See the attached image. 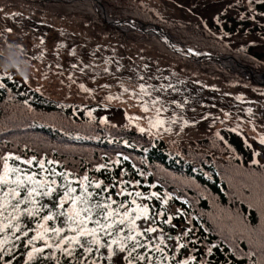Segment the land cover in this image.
I'll return each mask as SVG.
<instances>
[{
  "label": "trees",
  "instance_id": "trees-1",
  "mask_svg": "<svg viewBox=\"0 0 264 264\" xmlns=\"http://www.w3.org/2000/svg\"><path fill=\"white\" fill-rule=\"evenodd\" d=\"M17 1L109 27L111 36H121L128 45H140L142 58L149 61L147 66L143 61L140 66L135 59L131 64L127 63V69H121L127 79L133 77L137 84L141 79L147 89L149 77L154 73L148 66L159 63L158 73L154 74L164 90L165 99L192 102L196 106L207 101L212 106L201 115L206 118L202 121L206 128L199 130L198 137L187 143L173 144L161 136H150L110 120L111 114L117 115L121 107L102 100L68 101L43 94L20 81L15 74L17 70L0 52L4 60L0 61V83L5 85L0 88V157H12L8 160L9 166L19 168L22 176L36 173L37 179L47 177L59 184L63 182L62 178L50 175L48 170L70 173L69 179L74 181L72 186L77 188V194L81 186L75 181L84 176L102 182L101 188L108 189L103 195H110L117 204L124 202L135 207L130 201L136 192H140L142 195L135 197L137 204L149 207L150 215L155 217L154 225L163 230L167 240L160 245L167 259L160 253H149L154 257L153 264L157 260H163V264H184L185 261L188 264H264V144L253 136L246 137L248 130L231 122L217 124L216 118L222 115L217 114L215 107L220 103L223 109L238 118L247 115L260 118V127L264 130V85L244 80L239 74L232 75L218 63L198 64L184 58L158 37H141V33L135 30L125 34L109 26L98 15L91 0ZM195 1L185 0L184 3L191 8ZM197 2H205V9L213 6L206 13L192 9L198 15L197 22H193L197 34L191 31L188 21L183 24L163 19L157 22L176 33L178 40L185 44L216 53H230L243 64L264 68V0H252L251 3L249 0ZM104 3L120 10L122 16L153 20L148 19L144 9L133 0H104ZM149 46L156 47L163 55L154 57L149 54L144 48L150 50ZM174 61L177 62L176 71L169 64ZM193 86L201 88L206 96ZM223 87L230 90L226 92ZM258 132L250 133L256 135ZM3 163L0 159V174ZM16 175L12 173L11 179ZM121 189L124 193L117 195ZM89 190L101 192V189ZM128 192L133 196H128ZM153 192L160 199L153 197ZM58 198L54 193L51 198L44 197L40 202L55 210ZM164 200L168 203L165 204ZM28 206L21 205V208ZM46 214L47 210L41 213ZM169 218L172 223H165ZM62 221L63 217L54 224L49 222V225L63 227ZM19 222L22 230L24 226L36 227L35 220L27 216H22ZM137 224L141 230L145 228ZM7 235L10 239L5 248L11 249V253L0 264L6 261L11 264H56L57 259L60 264H74L72 258L55 248H46L42 255L28 261L27 253L32 246L27 240L35 235V231L20 240L15 239L11 230ZM3 236L4 233H0V239ZM150 239L159 243L153 234ZM34 243L36 247H44L43 241ZM81 251L77 249L76 254ZM138 252L143 254L145 250L139 249ZM100 254L107 257V249H101ZM100 254L97 255L98 264H127L123 259L126 253H117L111 261L100 260ZM141 264H147V261Z\"/></svg>",
  "mask_w": 264,
  "mask_h": 264
},
{
  "label": "rangeland",
  "instance_id": "rangeland-1",
  "mask_svg": "<svg viewBox=\"0 0 264 264\" xmlns=\"http://www.w3.org/2000/svg\"><path fill=\"white\" fill-rule=\"evenodd\" d=\"M101 1L113 19L129 18L122 16L120 10L105 5L104 0ZM184 1L133 0L140 9H144L148 19H153L149 21L160 26L162 25L157 21L162 19L178 24L188 21L192 26L191 31L197 34V26H193V22H197L198 18L195 12H210L213 6L205 9L203 8L205 2L201 4L196 0L193 7L190 8ZM95 10L102 17L100 11L96 8ZM142 16H145V13ZM102 19L104 20L103 17ZM133 19L135 21L140 18ZM106 23L125 34L135 30L129 29L127 23H123L121 26ZM109 29L101 24H93L88 19L74 15H61L25 1L0 0V52L3 58L8 59L7 63L17 70L15 74L20 81L22 80L28 86L56 99L94 102L102 100L106 104L121 107L122 110L117 115L111 114L110 120L121 122L125 126L143 131L150 136H161L173 144L187 143L189 139L198 137L199 130L206 128V124L202 122L206 118H202L201 115L208 111L212 104L204 101L196 106L192 105V102L186 101L188 103L186 104L182 100L165 99L164 90H161L162 86L157 75L154 74L158 73V66L161 65L159 63L149 64L148 69L154 73L149 77L148 88L144 87L142 90L141 79H138L139 84H137L133 77L127 79L121 73V69H127V63L131 64L133 59L140 66L142 61L146 66L148 65L149 61L141 56L143 55L142 47L138 44L128 45L119 35L111 36ZM138 33L140 34V32ZM141 37H155V35L141 34ZM172 37L178 41L176 33H172ZM188 45L195 50L213 53L208 49L196 48L192 44ZM144 48L154 57L162 54L156 47L149 46L150 50L147 47ZM183 57L198 64L214 62L208 59L196 61L195 58ZM0 61L4 62L1 57ZM174 62V64H169L171 69L176 71L177 62ZM222 62L218 64L226 68L232 75L239 74L244 80H251L246 73L232 69ZM178 67L182 70L181 66ZM255 70L257 75L264 72V68H255ZM191 77L196 78L192 74ZM193 87L200 89L199 93L206 96V92L203 94L201 88ZM228 89L223 87L226 92ZM215 107L217 114L219 112L223 117L216 118L217 124H222L223 121L231 122L235 126L248 130L249 134L246 137L253 136L258 140L264 138V130L260 127V118L249 115L245 118H238L223 109L224 106L220 103ZM159 121H163V123L161 124ZM208 121L205 122L208 123ZM254 125H257L259 129ZM256 130H259L258 134H251ZM137 222L145 227H157L151 221L146 222L142 219ZM157 229L158 231L153 235L156 238L164 235L165 241H167L163 231L161 232L158 227Z\"/></svg>",
  "mask_w": 264,
  "mask_h": 264
},
{
  "label": "snow or ice",
  "instance_id": "snow-or-ice-1",
  "mask_svg": "<svg viewBox=\"0 0 264 264\" xmlns=\"http://www.w3.org/2000/svg\"><path fill=\"white\" fill-rule=\"evenodd\" d=\"M251 2L252 0H249V3ZM4 87L5 85L0 83V88ZM141 89H144L143 85ZM159 123L162 124L163 121ZM260 143L264 144V138H261ZM0 159L4 161L3 172L0 174V233H4L3 238L0 239V261L11 253V249L6 250L5 248L10 239L7 235L9 230L16 240H20L22 236L28 237L30 231H35V235L27 240V244L32 246L31 251L27 253L28 261H33L37 256L42 255L46 248H55L65 256L72 258L74 264H98L97 255L100 254L101 249H107L108 256L104 257L100 254V260L111 261L117 253H126L123 259L127 261V264H141L145 261L147 264H153L154 257L149 255L152 252L160 253L167 259L164 248L160 246L165 241L164 235L157 237L159 243H154L150 239V234L156 233L157 227L147 226L141 230L137 224V221L142 219L146 222L155 221L147 205L137 204L135 197H140L142 195L140 192H136L130 201V204L135 207H130L124 202L117 204V201L110 195H103L108 189L107 187L102 189L100 181H92L87 176L75 181L81 186L77 194V188L72 186L74 181L69 179L70 173L48 170L50 175L62 178L63 182L58 184L55 179L47 177L42 180L37 179L36 173L22 176L19 168L9 166L8 160L12 157H0ZM15 159L19 160L20 157H15ZM25 163L30 164L32 161H25ZM40 168L44 169L43 163L40 164ZM12 173L17 174L15 179H11ZM90 188L101 189V192L90 191ZM21 190L24 192L23 197ZM54 193L59 196L55 202V210L40 202L44 197L51 198ZM123 193L124 190L121 189L117 195ZM127 195L133 196V193L128 192ZM151 195L160 199L155 192ZM164 203L167 204L168 201L164 200ZM21 205L29 206L22 209ZM65 205L68 207L65 208ZM114 205L117 206L113 207ZM45 210L47 214L41 215ZM157 215H162V213H157ZM22 216L35 220V229L24 226L22 230L19 222ZM61 217H63V227L49 225V222L54 224ZM165 223L171 224V218ZM160 231L163 230L160 229ZM66 232L69 234H64ZM35 241H43L44 247H36ZM180 247L183 248L184 245L181 244ZM77 249L82 250L79 255L76 254ZM139 249H144L145 252L141 254L138 252ZM52 258L55 259V257ZM5 264H11V262L6 261ZM56 264H60L58 259ZM156 264H163V260H157ZM184 264L188 262L185 261Z\"/></svg>",
  "mask_w": 264,
  "mask_h": 264
},
{
  "label": "water",
  "instance_id": "water-1",
  "mask_svg": "<svg viewBox=\"0 0 264 264\" xmlns=\"http://www.w3.org/2000/svg\"><path fill=\"white\" fill-rule=\"evenodd\" d=\"M91 1L93 2L94 7L98 11H100L102 17L104 18V20L106 22L113 24V25L115 24V25H120V26L123 23H127L130 27L129 29H135L136 31L140 32L141 34H146V35H151V36L155 35V37H158L159 39H161L171 50L180 53L182 56H187L191 59L195 58L196 61L202 60V58L195 56L193 53H190V52H187L185 50H181L180 48H178V46H177L178 44L179 45H185V46H186V44L182 43L181 41H177L175 38L172 37V33H170L168 30L164 29L162 26H160V25H158L152 21L144 22L140 19H136L134 21V19L133 18L131 19V17L124 18V19H116V20H112L110 18L108 19L107 15H106V9H105L102 1L101 0H91ZM202 51H204V50H202ZM207 55H209L210 57H206V59H208L210 61L217 62V63H221L222 60H225V59L232 60L236 65L250 71V75H248V76H249V78H251V80H253L259 84H264V78L255 77L254 74L252 73V70H255V68L253 66H249V65H246V64H243V63L237 61L231 54L223 53V52L222 53H211L210 52V53H207ZM261 74H262V77H264V72H262Z\"/></svg>",
  "mask_w": 264,
  "mask_h": 264
},
{
  "label": "bare ground",
  "instance_id": "bare-ground-1",
  "mask_svg": "<svg viewBox=\"0 0 264 264\" xmlns=\"http://www.w3.org/2000/svg\"><path fill=\"white\" fill-rule=\"evenodd\" d=\"M106 15L110 18V19H112V20H115V19H113L112 17H110V15L108 14V12L106 11ZM178 46V48H180L181 50H185V51H188V52H190V53H193L195 56H198V57H200V58H204V59H206V57H210L209 55H207V53L205 52V51H202V50H195L194 48H192V47H189V46H185V45H177ZM223 62V64L224 65H226V66H229V67H231L232 69H236V70H239V71H241V72H243V73H246V75H250V71L249 70H247V69H243V68H241L240 66H238V65H236L232 60H229V59H225V60H222ZM252 73L254 74V76L255 77H258V78H263L262 77V74H259V75H257L256 73H255V71L254 70H252Z\"/></svg>",
  "mask_w": 264,
  "mask_h": 264
}]
</instances>
